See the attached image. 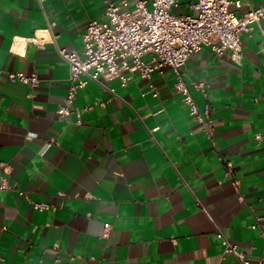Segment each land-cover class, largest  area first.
<instances>
[{
    "label": "crops",
    "instance_id": "1",
    "mask_svg": "<svg viewBox=\"0 0 264 264\" xmlns=\"http://www.w3.org/2000/svg\"><path fill=\"white\" fill-rule=\"evenodd\" d=\"M104 18V0H0V264H240L217 231L264 264V18L240 34V64L204 47L181 68L211 138L169 66L123 87L89 81L58 115L69 69L57 50L81 53L86 24Z\"/></svg>",
    "mask_w": 264,
    "mask_h": 264
},
{
    "label": "built area",
    "instance_id": "2",
    "mask_svg": "<svg viewBox=\"0 0 264 264\" xmlns=\"http://www.w3.org/2000/svg\"><path fill=\"white\" fill-rule=\"evenodd\" d=\"M105 18L90 20L82 33V52L58 49V54L67 63L69 85L64 102L57 113L64 116L70 113V105L79 88L89 81L117 79L125 86L133 74L150 80L152 73H161L169 66L176 75L174 89L188 107L189 115L197 121L205 136L213 135V124L208 106L200 110L194 101L188 85L181 76V68L191 53L204 47L216 55L228 53L229 58L241 63L242 46L240 34L249 31L254 23L264 18V5L253 7L248 0H191L189 12L176 14L172 9L177 0H104ZM233 5L244 10L237 13L230 10ZM23 37L14 35L12 46L22 47ZM264 50V47H263ZM11 82L35 84V75L26 76L21 72H7ZM197 89L205 92L202 83ZM152 96L157 91L151 82L148 90ZM225 175L237 187L232 167L225 164ZM6 188L7 185H2ZM21 194V192H20ZM34 207L43 209L45 204L35 203ZM108 228V224L104 225ZM222 246V255H232L240 264H251L244 253L220 232H216Z\"/></svg>",
    "mask_w": 264,
    "mask_h": 264
}]
</instances>
